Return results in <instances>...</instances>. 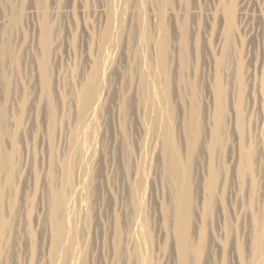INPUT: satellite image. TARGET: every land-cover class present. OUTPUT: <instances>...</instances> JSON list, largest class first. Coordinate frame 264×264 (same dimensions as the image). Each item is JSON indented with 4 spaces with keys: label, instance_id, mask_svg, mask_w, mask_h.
Returning a JSON list of instances; mask_svg holds the SVG:
<instances>
[{
    "label": "rangeland",
    "instance_id": "rangeland-1",
    "mask_svg": "<svg viewBox=\"0 0 264 264\" xmlns=\"http://www.w3.org/2000/svg\"><path fill=\"white\" fill-rule=\"evenodd\" d=\"M220 1L222 0H0V113L8 105L9 95H11H7V86L3 79L5 74H10L13 79L14 93H16L17 88H20L22 92L24 90L25 93L22 96L24 102L21 105L19 103V109L14 108V110L9 111L10 116H12L9 117L11 120L7 118L8 121L10 120L7 125L9 128L11 126L14 128L19 114L28 120V123L20 127L19 132H21L22 146L28 149L29 154L27 157L29 158L23 160L18 157L19 174L22 176L19 175V180L11 189L12 191L10 190L8 196L12 205V218L16 217L12 221L10 220L9 244L13 253L10 256L12 257L9 260L10 264H45L41 248L45 235L50 236L52 234V226L54 225L52 224L54 222L52 197L50 189L47 191V186L49 185L48 188H52L57 185V182L58 186L64 185L67 178H69L68 172L71 168L69 163L72 164L70 158L75 154V149L73 150L71 146L65 152L58 143L59 133L55 128L58 129L64 122H69L71 136H74L72 139L76 141V148L78 149L80 144L84 148H82V154L77 155L85 162L86 168L79 181L77 177L75 180L73 179V187L76 191H79V194L77 193V198L75 197L71 202L72 205L69 204L71 207L64 214V218L70 216V220L66 218L64 220L62 217L66 229L68 232L70 230L72 234L69 238L72 237L69 245L71 259L77 263L78 257L79 260L82 257L81 262L86 260V263L83 262L82 264H145V262L151 264L149 258L151 254L150 244L145 246L148 243L141 241L142 244L141 242L138 244L136 251H132L135 254L131 252L129 255L127 247L121 239L124 232H121L126 229L127 224L131 222L134 215L142 218L141 221L139 217L141 223L147 218L144 223H147L146 227L151 225L150 229H152L146 227L145 229L146 231L149 229V232H147L150 235H153L156 231V226L158 228L163 227L167 225V220H172L166 216L163 210L165 203L172 204L171 185L164 169H162L159 155L154 154L153 147L150 145L152 137L164 128L162 124L165 127L169 126L174 146L181 149L179 154L183 161L186 160L184 159L187 154L186 143L189 140L188 137H190L186 127L192 126L191 131L196 130L194 122L201 121L207 101L212 100L213 89L210 90L209 88H214L217 65L227 47L224 56L225 64H223L225 75L228 73L230 76L233 72L236 73L239 62L243 63L245 73L249 71L247 74L255 72L260 75L257 15L264 11V0H231L237 8L243 5L245 19H243L242 25L239 26L237 23L238 26L233 32L235 37H232L228 46H226L224 36L220 38L219 35L217 21L223 19ZM225 1L230 2V0ZM159 24L163 26L160 27ZM46 27L50 28L49 32L51 31L50 53L47 63L50 71V75H48L50 81L48 84L50 85H46L41 79L39 68V65H41L39 62L43 56L41 40ZM164 40L167 42V47L170 45L165 65L162 59L160 60V44ZM5 44L10 48L7 58L4 56L3 46ZM95 64H98L105 74V99L91 118L84 123L77 122L74 111L71 112L69 109L71 105L69 99L72 98V92L76 89V76L79 71L81 73L85 68L90 69ZM160 81L162 83L159 84ZM166 85L170 86L168 88L170 92L165 91ZM128 92L129 94L135 92L140 94L141 105L144 109L141 113L142 119L140 118L144 129L140 134L137 132L135 134L131 133V130H129L130 123L129 125L126 124L128 127H124L120 123L122 122L119 113L120 104H122V98L129 95ZM26 93L27 95H25ZM25 96L27 97L25 98ZM55 106L57 107L54 108ZM22 108L23 111H21ZM188 114L190 115L188 116ZM26 120H24V123ZM184 123L187 126L183 125ZM132 125V128L136 131L134 123ZM184 126L186 127L184 128ZM54 130L57 133L54 136H57L52 141V139H49V135L50 131L53 133ZM43 135L46 137H43ZM224 135L227 139L224 137L223 142L217 145L214 156L218 162L217 164L219 162L221 164L219 165L223 169V176L230 173V170L228 171L229 138L228 135ZM43 140H45V143L42 142ZM203 140L204 137L200 138V142L197 143V145L199 144L197 146L198 153L194 156L197 158L201 152V157L203 156L207 160L209 158L207 142H202ZM43 145H45V148H43ZM53 146L56 147V150L53 149ZM139 147H141V150ZM47 153H49L48 156ZM69 153H71V157L68 156ZM50 154L51 156L54 154L52 159H50ZM196 158H194L195 162L198 161V158ZM65 159L68 160L69 168ZM43 162H47L45 167ZM115 165L118 167L117 169ZM55 166L57 170H54ZM63 167L67 169L62 170ZM133 168H138L139 174H141L140 177L142 176L143 182L147 185L146 190H141L135 197L137 200L135 199L136 201L133 202L134 207L130 204L129 198H125L128 197L126 195L129 187L126 179ZM226 168L227 170H225ZM118 173L119 175H117ZM63 174L66 175L63 177ZM51 178L55 180L53 179V181ZM47 179H49V182L46 181ZM47 183L49 184L47 185ZM43 186H45V189H43ZM119 188L120 190H118ZM118 192L120 193L118 194ZM122 193L123 195H121ZM118 199L120 200L118 201ZM125 201L127 202L124 203ZM120 202L122 206L125 205L123 210ZM114 205H117V209ZM135 208L136 210H134ZM145 214H148V217ZM101 216L103 217L101 218ZM209 220H214V216ZM122 226L126 227L123 229ZM73 228L75 229L73 230ZM119 233L121 234L118 235ZM152 235L150 241L155 233ZM221 244L220 250L224 251V242ZM223 251L222 254L224 253L226 256L228 252ZM205 252L201 264H207L206 259L211 256L209 250ZM73 253L75 256H73ZM124 257L125 259H122ZM73 260H70V262Z\"/></svg>",
    "mask_w": 264,
    "mask_h": 264
},
{
    "label": "bare ground",
    "instance_id": "bare-ground-1",
    "mask_svg": "<svg viewBox=\"0 0 264 264\" xmlns=\"http://www.w3.org/2000/svg\"><path fill=\"white\" fill-rule=\"evenodd\" d=\"M169 1H171V0H169ZM157 4H158V2H157ZM159 5H162V4H159ZM220 8L223 12V19L222 20L220 19L217 21L218 25H219L218 26L219 27V35H220V38H221V36H224V38L226 40V44H227L226 46H228L232 37L234 36L233 32L235 31L236 27L238 26L237 23L239 24V26L242 25L243 19H245V14L243 11V5L240 6L239 8H237V6L231 0H230V2H227L225 0L220 1ZM161 9H162V7H161ZM170 19H171V17H170ZM257 24H258L257 26L259 27L258 40H259V46H260L259 51L260 52L259 51L258 52H259V61L261 64L259 67L260 68V75H257L255 72L253 74H247V73H249V71L247 73H245L246 71L244 70V65L242 62H239V61H237V62H239V64H238V69L236 70V73L233 72L230 75L231 77L228 75V73L225 75L224 70H223L224 69L223 64H225L224 63V61H225L224 56L226 55V51H227L228 47L225 49L224 55H223V57H221L222 55L220 56L221 60H219L218 65H217L218 69H216L217 71H216V78H215L216 83L215 84L213 83L214 88L213 87L209 88L210 90L213 89L212 100L210 99L207 101V105L205 106V109L203 111L204 113H203V116L201 117V121L199 120V121L194 122V126H195L196 130L191 131L192 126H187L185 123L183 124V125L187 126V127L184 126V128L186 127V130L190 133L189 134L190 137H188L189 140L186 143L187 154H186V157L184 158L186 160L183 161L182 160L183 158L179 154L181 149L174 146V143H173L174 140L172 138L173 136L171 134V130L168 128L169 126L165 127V125L161 123L164 126V128L161 129L159 127V129H161V130L158 131L156 129L158 131V134H155L154 137H152V139L149 138V139H151L150 145H152V147H153V152H154V154H157V156L159 155L158 157H160L161 162H162V169H164V171H165L164 173H165L166 177L169 179V182L171 185L170 186V191H171L170 195H171L172 204L171 203H165L163 205L164 206L163 210H164L166 216L172 220H167V222H168L167 225H165L163 227L161 226L158 228L156 226L157 229L154 232L155 235L153 233L154 237L150 241L152 234L150 235L148 233L149 232L148 230L152 226L150 225V227H146L147 223L145 224L144 221H146L147 218H146V220H143V223L145 224V226H144V224L140 222V220L142 219L140 216L134 215L132 218L131 217L132 214H131V216H130L132 218L131 222L128 223L129 225L127 224V227L124 226V227H126V229L124 231L122 230V232H121V233L124 232L122 234L123 237L121 239L125 243L129 255L132 251H136L138 244L141 241H145L146 243H148L145 246L150 244V247H149L150 249L149 248L148 249L151 250V252H150L151 254L149 256L151 264H201V262L204 260L203 258H204L205 253H206L205 251H207V250L210 251V255H211L206 259V261H208L207 264H264V11L260 12L257 15ZM160 25L161 24H159L158 26H160ZM162 26H160V27H162ZM49 29H50L49 27H46L44 29L45 34L41 40V43L43 46V56H42L41 61L39 62V63H41V65H39L40 66L39 68L41 71L40 76L46 85H50V84H48L50 82L49 76H48V75H50L49 74L50 71H49L48 66H47L48 56L50 53V32L51 31L49 32ZM165 29H168V28L166 27ZM161 32H162V30H161ZM165 33H167L166 30H165ZM165 36H166V34H165ZM159 44H160V42H159ZM12 46H10V47H12ZM169 46L167 47V42L165 40L160 44V50H161L160 53L161 54L160 53L159 54L161 55V58H160V56H159V58H160V60L162 59V62H164V65H165V62L167 60V54H168ZM3 47H4V56H5V58H7V56H8L7 54L10 51V48L7 44H5V46H3ZM229 51H231V50H229ZM170 53H172V51H170ZM230 53H229V55H231ZM13 59H14V56H13ZM186 60H187V58H186ZM18 63H19V61H18ZM168 63H170V62H168ZM168 63H167V65H168ZM169 65H171V64H169ZM84 68H85V66H84ZM87 68H85V70L83 69L84 71L81 73L79 71L77 73L78 75L75 74V75H77L76 76L77 81L75 82L76 83V86H75L76 89H75V91L72 92V96H71L72 98L69 99L70 100L69 102L71 104L69 109L71 112L74 111L75 118L77 119V122L79 121L81 123L86 122L89 118H91L93 116V114H95L96 110L103 104V101L105 99L104 97L106 94L105 74L101 71L100 66L98 64L97 65L95 64V65L91 66L90 69H87ZM162 68H164V67H162ZM1 72H2V70H1ZM2 75H3V73H2ZM3 79H4V82L7 86V95L11 94V95H9L11 98L9 97L8 105L0 113V119H1V126H0V264H10L9 260H10V258L12 259V257H10V256L13 254L11 251L12 249H11L10 244H9V242H10L9 241L10 223H11L12 219H15L16 217L12 218V212H11L12 211V207H11L12 205H11V201L9 199L10 197H8V196H9L10 190L14 187L17 180H19V178H20L19 177L20 170L18 168L17 159H19L21 157L23 160H27V158H29V157H27L29 154L28 149H27V147L22 146L21 138H20L21 132H19L20 127L22 125L24 126L26 123H28V120H26L25 118L22 117V115L19 114V116H17V118H16V122H15L16 125L14 126V128L12 126H11V128L8 127L7 122L10 123L11 119L9 117L12 116V115L10 116L9 111L14 110V108L19 109V107H18L19 103L21 105V103L24 102V97L22 98V96L24 95L23 93H25V92H24V90L22 92V90L20 88H17L16 93H14L13 86H12L13 79L10 76V74H5ZM160 83H162V82L160 81L159 84ZM228 83H229V85H228ZM70 84H72V83H70ZM3 86H5V85H3ZM71 86H73V84ZM18 87H20V86H18ZM21 87H22V85H21ZM169 87L170 86H168V85L165 86L166 92H170V90H168ZM71 89H72V87H71ZM155 90H157V89H155ZM130 92H132V91H130ZM136 92L132 93V94L131 93L129 94V92H128L127 94H129V95L122 98L123 101H122V104H120L121 107H120V112H119L120 117L122 119L121 120L122 122H120V123H122L124 125V127L125 126L128 127L126 124L129 125V123H130L131 126L129 125V130H131L132 134H135L136 132L140 134V132L144 129V127L142 126V123H141L142 121L140 120L141 113L144 111V109H143V106L141 105L140 94L136 93ZM157 92H158V90H157ZM45 94H46V92H45ZM152 94H153V92H152ZM25 95H27V93ZM70 95H71V93H70ZM26 97L27 96H25V98ZM152 97H154V96L152 95ZM209 98H211V96H209ZM141 99L143 100V98H141ZM144 99H145V97H144ZM158 99H159V96H158ZM160 99H162V98H160ZM119 100H120V98H119ZM62 101H64V100H62ZM167 101H166V103H167ZM63 106H64V104H63ZM56 107L57 106H55L54 108H56ZM23 108L25 109L26 107H23ZM23 108L21 109V111H23ZM69 109H67V110H69ZM12 113L14 114V112H12ZM113 113H114V111H113ZM21 114H23V113H21ZM189 115L190 114H188V116ZM56 116H55V118H56ZM7 118H9L10 120L8 121ZM146 118H147V116H146ZM24 120H26L25 123H24ZM162 120H164V119H162ZM50 122H51V119H50ZM185 122L187 123V121H185ZM68 123L69 122H64L58 129L57 128H55V129L59 133V136L57 139H58L59 145L63 148V151L66 152V150H69L70 146L73 148V150L75 149V154L72 155L73 156L72 158H70V159H72L71 160L72 164L69 163L71 165V168H70V171L68 172V174H69L68 177L71 180L69 181V178H67V181H65V183L63 181L64 185L61 184V186H58V182H57V185H54L52 188H48L49 183H47V185H48L47 191H48V189H50L51 197H52V203H53V208H52L53 214L52 215H53L54 222H52V224H54V225L52 226L53 227V232H51L52 234L50 233L51 234L50 236L45 235V238H44L43 244H42V248H41V250L43 252V254L42 253L41 254L44 255V259L43 258L42 259L45 261L44 262L45 264H71L74 261L73 259H71L70 249H69V245L71 242L70 240L72 239V237H71V239H69L71 231L69 230V232H68V230L65 227V223L62 220L65 216L64 214L67 213V210L71 207V206H69V204L74 200V198L77 196V193L79 192V191H76L73 187V179L75 180V178L77 177V179L79 181L80 176L84 173L86 168L84 165L85 162L82 160V158L80 156L77 155L80 153L82 154L83 146L80 144V145H78L79 146L78 149L76 148V141H74V139H72V137H74V136H71V131H70V127H69ZM132 123H134V126L136 127L135 129H137L136 131L132 128V126H133ZM73 124H74V122H73ZM188 124L190 125V123H188ZM192 124H193V122H192ZM153 129H154V127H153ZM56 131L53 133H52V131H50V135H49L50 140L52 139V141H53V138L55 136H57V135L54 136V134H57ZM153 134H154V132H153ZM224 134L228 135V138H229L228 140H229V145H230V148H229L230 149V156H229V166H228L229 167L228 171L230 170L229 171L230 173H228V175L224 174L225 176H223V173H222L223 169H221V167H220V165H221L220 162H219L220 165L217 164L218 162L216 161V159L214 157L217 145H219L221 142H223V138L225 137ZM47 135H48V133H47ZM202 135L204 137V140L202 142H204V141L207 142L206 145H207V149H208L209 158H207V160H206L205 158H203V156L201 157V152H200V156L197 157L198 161L195 162L194 158H196L195 157L196 153H198L197 152V146L199 145V144L197 145V143L200 142V138H203V137H201ZM43 137H46V136L43 135ZM44 139H46V138H44ZM207 139H208V141H207ZM55 140H56V138H55ZM42 142L45 143V140H43ZM126 142H127V140H126ZM48 143H49V141H48ZM50 144H51V142H50ZM203 144L205 145V143H203ZM47 145H49V144H47ZM206 145H205V147H206ZM43 146H44L43 148H45V145H43ZM177 146H178V144H177ZM56 147L53 146V149L56 150L55 149ZM124 148H126V147H124ZM139 149L141 150V147H139ZM218 150H220V149H218ZM43 152H45V151H43ZM48 154L49 153H47V156H48ZM70 154L71 153H69L68 156ZM132 156H133V154H132ZM50 157H51L50 159H52V157H54V154H53V156H51V154H50ZM70 157H71V155H70ZM132 159H134V158H132ZM53 160H54V158H53ZM65 160H66V162L68 161L67 159H65ZM66 162L64 161V163H66ZM27 163H25V164H27ZM43 163H44L43 166L45 167L47 162H43ZM66 164L68 167V162ZM97 165H98V163H97ZM117 165H118V163H117ZM22 166H23V164H22ZM107 167H105V168H107ZM94 168H96V167H94ZM117 168L118 167L116 166V169ZM128 168H130V167H128ZM63 169H67V168L63 167L62 170ZM54 170H57L56 166H55ZM225 170H227V168ZM50 171H52V170H50ZM94 171H95V169H94ZM114 171H115V169H114ZM110 172H112V171H110ZM225 173H227V172H225ZM51 174H52V172L50 173V175ZM65 175L63 174V177ZM117 175H119V173ZM140 175L141 174H139L138 168H133V169H131L129 176L127 175L128 178L126 177L127 178L126 179L127 184L129 183V187H128V191H127L128 194L126 193L127 194L126 196H128V197H125V198L126 199L129 198L130 204H132V206H133V202H135L137 200L135 197H137L138 193H140L141 190L142 191L146 190V187H147V185H145V183L142 180V176L140 177ZM20 176H22V175H20ZM58 178H57V180H58ZM167 178H166V180H167ZM51 179L53 180L54 178H51ZM93 179H95V178L93 177ZM101 179H102V177H101ZM111 179H113V178H111ZM46 181L49 182V179H47ZM149 181H151V180H149ZM154 181H155V179H154ZM164 181H165V179H164ZM74 182H76V181H74ZM114 182H115V180H114ZM145 182H146V180H145ZM167 182H168V180H167ZM122 184H123V182H122ZM92 185H93V183H92ZM43 187H44L43 189H45V186H43ZM15 190H16V188H15ZM118 190H120V188ZM123 191H124V189H123ZM119 193L120 192H118V194ZM121 195H123V193ZM102 199H103V197H102ZM119 200L120 199H118V201ZM129 200H128V202H129ZM121 202H120V205H121ZM126 202L127 201H125L124 203H126ZM115 204H116V202H115ZM71 205H72V203H71ZM116 206L114 205L115 208H116ZM124 206L125 205H123V206L121 205L122 210L124 209ZM143 206H144V204H143ZM143 206H141V207H143ZM98 209H100V208H98ZM121 209H119V210H121ZM143 209H144V207H143ZM134 210H136V208ZM141 212H143V211H141ZM100 213H102V212H100ZM131 213H133V212H131ZM144 213H146V212H144ZM145 215L147 216L148 214H145ZM145 215H144V217H146ZM213 216H214V220H209ZM102 217L103 216H101V218ZM139 217H140V220H139ZM65 218L70 220V216H66ZM65 218H64V220H65ZM113 220H115V219H113ZM103 227H104V225H103ZM124 227L122 226L123 229H124ZM145 227L149 228L147 230L148 232L146 231ZM74 229L75 228H73V230ZM121 233H119L118 235H120ZM17 238H19V237H17ZM104 241H106V240H104ZM223 242H224V245H223L224 248L223 249H225V250L224 251L222 250V251L223 252L227 251L228 254H226V256L228 255V257H226L224 255V253L222 254V251L220 250L221 249L220 247H222L221 243H223ZM105 244H106V242H105ZM141 244H142V242H141ZM145 246H143V247H145ZM206 248H207V250H206ZM88 249H89V247H88ZM123 249H124V247H123ZM125 251H124V254H125ZM133 253L135 254V252H132V254ZM144 253H145V251H144ZM219 253H221L222 255H220ZM123 255H121V256H123ZM147 255H148V253H147ZM73 256H75L74 253H73ZM125 256H127V255H125ZM105 257H107V256H105ZM81 259H83V258L81 257ZM122 259H125V257ZM43 260H42V262H43ZM70 260H73V261L70 262ZM80 260L78 257L77 263H76V261H74V262L76 264H82L83 262L86 261L85 259H84L85 261L82 260V262ZM145 260H146V258H145ZM225 260H227V261H225ZM74 262H73V264H75ZM125 262H126V260H125ZM129 262L132 263L131 261H129ZM138 263H139V261H138ZM145 264H148V262L147 263L145 262Z\"/></svg>",
    "mask_w": 264,
    "mask_h": 264
}]
</instances>
